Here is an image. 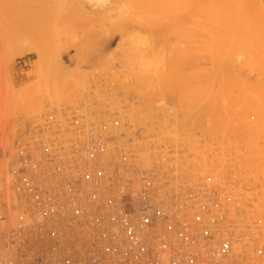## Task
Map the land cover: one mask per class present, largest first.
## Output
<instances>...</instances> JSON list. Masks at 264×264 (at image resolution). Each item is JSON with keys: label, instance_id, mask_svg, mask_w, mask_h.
Returning a JSON list of instances; mask_svg holds the SVG:
<instances>
[{"label": "rangeland", "instance_id": "1", "mask_svg": "<svg viewBox=\"0 0 264 264\" xmlns=\"http://www.w3.org/2000/svg\"><path fill=\"white\" fill-rule=\"evenodd\" d=\"M46 1L48 2V0ZM106 1L104 6L98 7L99 10L102 9V12L105 11H103V7L108 5L110 0ZM121 4L123 3L112 5L113 10L102 19L95 17L80 25H73V27L63 26L56 38L59 55H49L37 60L33 49L38 44L34 42L33 38L35 37L32 36L33 32L39 28L32 27V30L36 29L33 32L30 30L32 36L29 34L30 32L27 33L29 39L32 37V41L27 40L24 33H22L23 38L17 40L21 31L8 30L7 22L6 28L4 27L3 23L7 20L5 19L7 12L0 9V12L4 13L5 11L6 13H4L6 15L4 18L0 13V20L5 19L0 21V23L2 22L0 24V165L3 164L2 167L0 166V249L4 235L15 225L18 215L15 190L13 189L14 181L9 171L10 164L15 159L17 146L33 139L37 131L47 124L59 123L62 127L73 128V120L77 119L84 124L98 125L103 122L109 127L108 125L112 121L117 120L119 121L118 127L110 126L109 128V131H113L117 136H114L113 139L117 142L122 140V136H119L118 133L125 134V139L123 138L122 141H127V138H130L129 145L135 146L137 160L142 166H153V162L163 155L168 159L170 169L176 170V174H180V172L184 174V177L178 178L184 186L201 185L218 190L222 196L229 195L231 197L229 215L233 213V216L230 215V217L235 223L237 222L236 230L238 231L236 232H239L238 242L240 244L237 243L239 246L241 245L240 249L238 244L235 246L236 250L240 252H237L239 254L237 259L246 258L241 261L242 264H264V72L261 68L263 63L260 65L258 62L260 60L254 59L258 63H256L257 65L253 64V60L251 61L250 58L252 54L256 57L261 51L264 54V48L258 52L257 45L258 47L262 45L260 46L256 40V43H253L254 46L247 45L251 42L249 40L246 45L244 44L248 36L252 34L250 32L253 27L250 26L252 30L247 32L250 34L246 35V41L245 37L241 39V41H245L242 42L243 47L239 46L240 43L234 44L239 47L240 52L234 51L232 53V56L236 54L234 57L230 55L229 59L232 60V63L226 58L231 63L232 68L229 66V69L231 68L233 73L239 74L243 79L236 75L237 81L229 82L233 84L234 88H230L231 86L226 80L231 79L227 77L234 78L235 76L222 74L223 80L227 83L219 80V84L224 86V83L226 86L224 88L218 85L217 78L215 79L213 76L211 79L206 77V74H204L205 77L198 76L203 71L201 67L204 63H206L205 66H210L208 62L211 59L206 55H203L204 58H202V53L206 49L203 50L201 46L202 50L198 51V56L200 54L202 56L198 59L200 61L195 63L197 66L194 64L195 68H188L189 66L187 67V62H185L188 60V52H182L183 45L180 44L185 41L184 38L180 42L181 37L171 35L165 39L160 38V40L156 35L149 37L148 31L140 32L141 28L136 30L133 20L139 19V17L134 16L132 5L125 6L124 3L122 6ZM87 9L89 12L88 5ZM107 9H110V6ZM10 13L9 11L8 14ZM94 14L96 13L91 12V16ZM87 16L90 15L87 14ZM215 25L217 24L215 23ZM202 26L204 27L205 24ZM29 29L25 30V33ZM223 30L226 29L223 28ZM227 30L229 29L227 28ZM255 30L258 33L256 28ZM256 31H252L254 35ZM205 32L206 30L202 28V31H199V37L206 35ZM38 33L36 32V34ZM244 33L243 31L242 35L246 34ZM139 34L143 36L141 37ZM254 35L252 36L255 39ZM11 36L15 38L13 40L19 42L14 43ZM216 36L214 37L216 38ZM252 36L250 37L252 38ZM258 36L256 38H259ZM190 37L188 36L189 39ZM201 37V40L206 38L205 36ZM214 37L213 41H215ZM134 38L139 39V42ZM3 39L4 41H2ZM217 39L227 49L233 46L230 41L226 42L223 38L221 40L220 35L217 36L216 41ZM210 40L211 44H219V41L215 44L216 41L213 42L209 38ZM229 40L231 39L229 38ZM205 41L207 40L205 39ZM232 41L234 43L235 40ZM203 42L201 41L200 44L204 45L205 42ZM228 42L230 48L227 46ZM134 43L137 46H134ZM49 44L47 43L48 46L45 45L44 48L47 47L51 50L54 44ZM189 44L193 46L194 43ZM41 45L43 47V43ZM207 45L210 48L207 53H210L212 46ZM214 45V48L212 47L214 53L218 51H215V47L219 51L225 52V48L222 49L220 44V47ZM30 46L31 50H29ZM246 46L250 47L247 50L250 53L243 49ZM153 55L157 59L160 58V61L154 60L155 68L158 64L157 72H155V68L153 71ZM208 58L210 60L207 62ZM201 59L206 62L201 63L203 62ZM215 59L218 60L219 57H215ZM259 59H261L260 56ZM162 63H164V67L161 66ZM225 63L227 62L224 61ZM214 67L212 66L213 69ZM250 67L251 72L253 68L261 69L259 73L255 69L257 73H254L253 70L248 74L250 71L248 72L247 69ZM236 69H238L237 72H234ZM205 70L203 73H206ZM221 70L216 76L222 78L220 74L224 71L223 68ZM211 72L213 73V71ZM231 72L229 70L227 74ZM240 72H243L242 75ZM225 78L227 79L225 80ZM156 80L157 82H155ZM162 80L165 82H168L166 80L174 81L175 86L167 84L166 87V83ZM160 86L164 89L161 87L163 90H160ZM145 101L149 103H147L148 106ZM138 152H144L143 156L142 154L137 156ZM185 177H189V181ZM257 210L262 211L260 213L262 216L258 214ZM245 250L249 252L246 254L241 252Z\"/></svg>", "mask_w": 264, "mask_h": 264}, {"label": "built area", "instance_id": "2", "mask_svg": "<svg viewBox=\"0 0 264 264\" xmlns=\"http://www.w3.org/2000/svg\"><path fill=\"white\" fill-rule=\"evenodd\" d=\"M109 127L76 119L72 138L71 128L47 124L17 146L9 171L18 215L2 239L0 264L246 260L232 255L238 226L228 217L229 195L184 186V174L163 155L142 166L130 138L119 134L117 142Z\"/></svg>", "mask_w": 264, "mask_h": 264}, {"label": "bare ground", "instance_id": "3", "mask_svg": "<svg viewBox=\"0 0 264 264\" xmlns=\"http://www.w3.org/2000/svg\"><path fill=\"white\" fill-rule=\"evenodd\" d=\"M37 2L36 4H35V2ZM44 1H46V0H0V9H2V11L3 10H6V12H7V14L5 13V11H4V13L7 15V17H6V15H4V13H2V11L0 12L2 15V17L4 18V16L6 17L5 19H7V20H5V23H3L4 24V27H5V24H6V22H7V24H6V27H8L9 26V29L8 30H10V29H14L15 31H21V34L19 33H17L19 36L17 37L18 39L17 40H20L19 38H23V35L27 38V40L29 39V34L32 36V33L31 32H33V30L35 31L36 29H38L37 31H35V32H33V36L32 37H35V38H33L34 39V42L36 43V44H38L36 47H34L33 46V44H32V47H34V52H35V55H36V60L38 59V58H42V57H47V56H49V55H59L58 54V43H56L57 41H56V38H57V34L59 33V30L60 29H62V27L64 26V27H73V25H80V24H82V23H84V22H88L90 19H92V18H95V17H100L101 19L103 18V17H106V15L109 13V12H111L113 9H112V5H119L120 3H125L124 5L126 6V5H132V10H133V13H134V16L135 15H137L138 17H139V19H137L136 18V20H133L134 21V26H136L135 28H136V30L139 28H141L140 29V32H144V31H148V33H149V37H151V36H154V35H156V37H158L159 39L161 38H167V37H169V36H171V35H174V36H178V38L179 37H181V39H180V42L181 41H183L182 40V38H184V40L185 41H183V42H181L180 44H182L183 46H182V48H181V51L182 52H184V53H187L188 54V57H187V59L188 60H186L185 62H187L186 63V66L188 67V68H190V69H193V68H195V66H194V64L196 63V62H198V61H200V60H198L199 59V57L201 56V54H200V56H198V51H199V49L200 50H205L204 51V53H202V56L203 55H206L207 57H209L210 59H211V61L210 62H208V60H210L209 58L207 59V62L210 64V66L208 65V67L207 66H205V64L206 63H204V61H203V59H201L203 62H201V63H204L203 64V66H202V64L199 62V64H201V69L203 68V71H202V73L204 72V69H206L205 70V72L206 73H200L198 76H203V77H208L209 79H211L212 77L211 76H213L215 79L217 78V80H216V82L218 81V85H220L219 84V80H223L224 78H223V76H222V74H225L226 76H228V75H231V76H235L234 78L232 77H227V78H230L231 80H229L228 81V79L227 78H225V80L228 82V84H230L229 82H231V83H234L235 81H237L236 79V75H237V73L235 74V73H233V70L231 69L232 67H231V59H229L230 58V55L232 56V53H234V51H237V53H238V51H239V47L237 46H235L234 44H238V43H240L239 44V46L240 47H243L244 46V44L246 45V43H248V40L249 41H251V42H249V44H247V45H249L250 47H251V45H253L254 46V44L257 42V43H259L260 44V46L261 47H258V45H257V50H258V52L259 51H261V50H263V48H264V0H110L108 3L110 4H108V5H106L105 7H103V11L104 12H102L101 10H99L98 9V7H102V6H104L105 5V1L106 0H48V2L46 3V2H44ZM50 1V2H49ZM107 2V1H106ZM46 3V4H45ZM45 4V5H44ZM123 4H121L122 6H123ZM88 5V8H90V10H89V12H87L88 11V9L86 10V6ZM108 6H110V9H107V7ZM134 7V8H133ZM107 9V10H106ZM120 9V8H119ZM9 11L11 12L10 14H8L9 13ZM91 12H95L96 14H94V15H92L91 16ZM87 14H89L90 16H87ZM133 16V17H134ZM1 18V17H0ZM121 18V17H120ZM135 18V17H134ZM104 19H106V18H104ZM123 19V18H122ZM1 20H3V19H1ZM0 20V21H1ZM3 20V21H4ZM124 20V19H123ZM210 22V23H209ZM215 23L217 24V25H215ZM0 24H2V22L0 23ZM205 24V26L203 27L202 25H204ZM208 24V25H207ZM201 25V26H200ZM23 26V27H22ZM25 26H27L26 27V29H24V27ZM31 28H30V27ZM207 26V27H206ZM211 26V27H210ZM216 26V27H215ZM220 28H219V27ZM250 26H252L253 27V30L251 29L252 27H250ZM5 27V28H6ZM32 27H36V29H33L32 30ZM199 27H201V28H199ZM215 27V28H214ZM222 27V28H221ZM258 30V33H257V31L255 30V28ZM4 28V29H5ZM19 28H20V30H19ZM23 28V29H22ZM30 28V29H29ZM199 28V29H198ZM202 28L204 29V30H206V32H205V34L207 35H214V36H221V40H222V38L227 42V41H230V43H231V46L233 47V49H232V47L230 46V43L228 42L227 44V46H229V48L230 49H227L226 47H223V43H221L220 42V40L219 39H217V41H219V44L222 46L221 48L222 49H224L225 50V52H223V51H219V49L217 48V47H215L216 49H215V51H217V52H215L214 53V49H212V47H213V45L214 44H211L210 42H211V40L209 41V38H211L212 39V41H213V37L211 36H206V35H203V36H205L206 38H202L201 36V38H202V40L200 39V37H199V31H202ZM212 28L214 29L213 31H212ZM223 28L224 29H226V30H223ZM227 28L229 29V30H227ZM235 28H237V29H235ZM250 28V29H249ZM2 29V28H1ZM22 29V30H21ZM27 29H29V31H27L26 33H25V30H27ZM201 29V30H200ZM241 29V30H240ZM30 30H31V32H30ZM207 30H209V31H211V32H209V31H207ZM220 32H219V31ZM249 30H252V31H256L255 32V35L253 34V32L251 31H249ZM17 31V32H18ZM23 31V32H22ZM216 31V32H215ZM229 31V32H228ZM236 31H237V33H236ZM238 31H241L240 33L238 32ZM243 31L246 33H244L245 35H242L243 34ZM7 32V31H6ZM30 32V33H29ZM36 32L38 33V34H36ZM139 32V33H140ZM204 32V31H203ZM210 34H209V33ZM226 32H228V33H226ZM247 32H250V33H252L250 36H252V35H254L255 36V39H254V37L252 36V38L254 39H252L250 36H248L250 33H247ZM12 33H14L13 31H12ZM22 33H24L23 35H22ZM27 33H29V34H27ZM201 33V32H200ZM216 33V34H215ZM225 33H226V35L228 34V37L225 35ZM256 33H257V35H259L258 37L259 38H256L257 37V35H256ZM28 36H27V35ZM143 34V33H142ZM190 34V35H189ZM219 34V35H218ZM248 34V35H247ZM22 35V37H20ZM38 35V37H36ZM137 35H138V33H137ZM140 35V34H139ZM145 36H147L146 34H144ZM248 36V39H247V41H246V38H247V36ZM2 36H3V34H2ZM14 36V35H13ZM15 36H16V34H15ZM14 36V37H15ZM30 36V37H31ZM141 36V35H140ZM139 36V37H140ZM143 36V35H142ZM141 36V37H142ZM188 36H191L190 37V39L188 38ZM217 36H216V38H217ZM223 36V37H222ZM12 37V36H11ZM14 37H12L11 39L13 40V39H15ZM32 37L29 39V41H32ZM224 37H227V38H224ZM244 37H245V43L243 42V41H241V39H244ZM137 38H138V36H137ZM136 38V39H137ZM146 38V37H145ZM189 40H188V39ZM215 38V37H214ZM216 38L214 39L215 41H216ZM229 38L231 39V40H229ZM261 38V39H260ZM9 39V38H8ZM10 39V40H11ZM37 41H36V40ZM39 39V40H38ZM135 39V38H134ZM135 39V41H138L139 39H137L136 40ZM147 39V38H146ZM160 39V40H161ZM163 39V40H164ZM205 39L208 41H205ZM237 39V40H236ZM52 40H53V42H52ZM150 40H151V38H150ZM203 42H205V44L204 45H201L200 43H201V41ZM232 40H235V41H239V42H235L234 41V43H233V41ZM255 40H256V42H255ZM257 40H259L260 42H258ZM2 41H4V39L2 40ZM1 41V42H2ZM13 41H15L14 43H16L17 41L16 40H13ZM38 41H40L39 43H38ZM134 41V42H135ZM142 41H144L143 39H142ZM187 41V42H186ZM215 41H213V42H215ZM215 42V44H217L218 42ZM232 41V42H231ZM19 42V41H18ZM17 42V43H18ZM139 42V41H138ZM203 42V43H204ZM244 44H243V43ZM255 42V43H254ZM43 43V47H42V44ZM47 43H50L49 45H53V47H52V49L50 50L49 48H47V47H45L44 48V46L46 45V46H48L47 45ZM51 43H53V44H51ZM130 43H131V41H130ZM189 43H194V44H192L193 46H191ZM199 43V44H198ZM233 43V44H232ZM254 43V44H253ZM262 43V44H261ZM3 44V43H2ZM29 44V43H28ZM132 44V43H131ZM136 44H138L137 42H136ZM135 43H134V46L136 45ZM200 46V47H196V46H198V45ZM207 44H210V47H211V52L210 53H207V50H208V52L210 51V48H209V46L207 45ZM219 44H217L219 47H220V45ZM236 44V45H237ZM251 44V45H250ZM39 45H41V46H39ZM133 45V44H132ZM149 45V44H148ZM151 45H152V43H151ZM189 45V46H188ZM194 45H196V46H194ZM217 45H214V46H217ZM3 46V45H2ZM137 46V45H136ZM155 46V45H154ZM186 46H187V49H186ZM201 46L203 47L202 49H201ZM204 46H205V48H204ZM256 46V45H255ZM32 47L30 46L29 47V50H31L32 49ZM37 47H39V48H37ZM130 47V46H129ZM140 47V46H139ZM153 47V45L151 46V48ZM209 49H208V48ZM236 47V48H235ZM250 47H248V46H246V48H243V49H245L246 50V52H247V50H248V48H250ZM130 48H132V47H130ZM138 48V47H137ZM214 48V47H213ZM48 49V50H47ZM136 49V48H135ZM237 49V50H236ZM243 49H241V50H243ZM261 49V50H260ZM32 50V51H33ZM138 50V49H137ZM152 50V49H151ZM187 50V51H186ZM189 50V51H188ZM221 50V49H220ZM227 50H228V52H227ZM230 50V51H229ZM142 51V50H141ZM244 51V50H243ZM128 52H129V50H128ZM144 52V51H143ZM197 52V53H196ZM213 52V53H212ZM219 52V53H218ZM240 52V51H239ZM245 52V51H244ZM206 53V54H205ZM218 53V54H217ZM236 53V52H235ZM247 53H250V52H247ZM210 54H212L211 56H212V58H211V56H209ZM214 54V55H213ZM260 54V55H259ZM256 57H255V55L254 54H252V55H254V56H252L251 55V57H250V55H248L250 58H251V61H252V63L253 64H256V63H258V62H260L259 64L261 65L262 63V65H261V68H262V70H263V72H264V61H263V59H264V54H263V51H261V53H259ZM263 54V55H262ZM151 55H152V53H151ZM218 55V56H217ZM134 56V55H133ZM201 56V57H202ZM205 56V57H206ZM234 56H236V54L235 55H233L232 57H234ZM259 56H260V58L261 59H259ZM5 57V56H4ZM135 57V56H134ZM137 57H138V54H137ZM136 57V58H137ZM152 57V56H151ZM153 57H154V55H153ZM200 57V58H201ZM206 57V58H207ZM214 57V58H213ZM215 57L217 58V57H219V59L217 60V59H215ZM222 57V58H221ZM254 57V58H253ZM6 58V57H5ZM202 58H204V56L202 57ZM229 60V62H231V63H229L228 61H227V59ZM253 58V59H252ZM155 59H157V57L155 58L154 57V59H153V63H154V60ZM213 59H215V60H213ZM233 59V58H232ZM257 61V60H260V61H258V62H255V60ZM36 60H34V61H36ZM157 60H159L160 61V58L159 59H157ZM225 62H227V63H225L224 64V61ZM156 61V60H155ZM159 61H157L158 63H159ZM219 61H221V62H219ZM152 62V61H151ZM162 62H164L163 60H162ZM206 62V61H205ZM213 62V63H212ZM219 62V63H218ZM132 63V62H131ZM156 63V62H155ZM155 63L153 64V71L157 68V66H158V64L156 65V68L154 67V65H155ZM228 63H229V65H228ZM164 63H162L161 64V66H163L164 67V65H163ZM198 64V63H197ZM198 64V65H199ZM213 64V65H212ZM222 66H221V65ZM227 64V65H226ZM235 64V63H234ZM128 65V64H127ZM196 65V64H195ZM216 65H218L219 67L221 66V68H218V66H216ZM257 65V64H256ZM160 66V65H159ZM197 66V65H196ZM200 66V65H199ZM212 66H215L216 67V69H215V67H214V69L212 68ZM229 66L231 67L230 69H229ZM259 67V66H258ZM258 67H257V69L256 68H253L252 69V72H253V70L255 71V69L256 70H258V73H259V71H260V69L261 68H259L258 69ZM155 68V69H154ZM197 68V67H196ZM207 68H209V69H207ZM211 68V69H210ZM223 68V71L225 72H223V73H221L220 74V76H222V78L221 77H218V76H216V74H218V72H220L219 70H221ZM158 69V68H157ZM157 69H156V71L155 72H157ZM160 70V69H159ZM213 71V73H214V75H213V73L211 72V71ZM218 70V71H217ZM229 70H230V72H231V70H232V72L230 73V74H227L228 72H229ZM237 70L238 69H236V71H234V72H237ZM200 71V72H201ZM209 71V72H208ZM216 71V72H215ZM222 71V70H221ZM247 71L249 72L248 74H250V73H252L251 72V67L250 68H248L247 69ZM159 72V71H158ZM209 73V74H208ZM241 73V72H240ZM243 73V72H242ZM242 73H241V75H242ZM244 73H246V72H244ZM254 73H257V71H255ZM204 74H206L205 76H204ZM212 74V75H211ZM235 74V75H234ZM247 74V73H246ZM238 76V78L240 77V75L238 74L237 75ZM244 76H246V75H244ZM218 78H221V79H218ZM236 78V79H235ZM240 78H242V77H240ZM245 78V77H244ZM232 79H234V80H232ZM243 79V78H242ZM242 79H240V80H242ZM162 81H164L165 82V80H162ZM162 81H160V82H162ZM166 81H168L169 82V80H166ZM224 81V80H223ZM223 81L221 82L220 81V83H223ZM155 82H157V80L155 81ZM168 82H165L166 83V87H167V84H169L170 86H172V84H173V86H175L174 85V81L172 82L171 80H170V82L168 83ZM225 82V81H224ZM227 82H225V83H227ZM154 83V82H153ZM198 83V82H197ZM199 83H201V84H203L202 82H199ZM158 84V83H157ZM164 84V83H163ZM217 84V83H216ZM116 85V84H115ZM155 85H156V83H155ZM165 85V84H164ZM222 85V84H221ZM220 85V86H221ZM223 85L224 86H221V87H226L225 86V84L223 83ZM227 85V84H226ZM117 86V85H116ZM231 86V87H230ZM230 86H228V87H230V88H232L233 87V84H230ZM124 87V86H123ZM127 87V86H126ZM152 87V86H151ZM155 87V86H154ZM157 87V86H156ZM161 87L162 86H160V90H163L164 89V87H162L163 89H161ZM227 87V88H228ZM118 88V87H117ZM122 88V87H121ZM171 88V87H170ZM234 88V87H233ZM165 89H167V88H165ZM126 90V89H125ZM125 90H123V91H125ZM128 91V90H127ZM42 101V100H41ZM131 101V100H130ZM137 101V100H136ZM144 101V100H143ZM148 101V100H147ZM147 101H145L146 102V104L149 102H147ZM44 102H46V101H44ZM43 102V103H44ZM138 102V101H137ZM41 104H42V102H41ZM129 104V103H128ZM149 104V103H148ZM148 104H147V106H148ZM41 106H43V105H41ZM144 106H146V105H144ZM135 107V106H134ZM41 109V108H40ZM125 109V108H124ZM115 110V109H114ZM42 111H44V110H42ZM131 111V110H130ZM137 113H139V112H137ZM156 113V112H155ZM186 114V113H185ZM189 114H190V112H189ZM39 115V114H38ZM92 116V115H91ZM113 116V115H112ZM117 116V115H116ZM121 117V116H120ZM142 117V116H141ZM149 117V116H148ZM148 117H147V119H148ZM196 117V116H195ZM194 117V118H195ZM84 118H85V116H84ZM195 119H197V118H195ZM123 120V119H122ZM155 120V119H154ZM132 121V120H131ZM133 122V121H132ZM177 124V123H176ZM180 125V124H179ZM185 125V124H184ZM109 126V125H108ZM176 126V125H175ZM187 126V125H186ZM133 127V126H132ZM110 128V127H109ZM179 128V127H178ZM184 128V127H183ZM187 128V127H186ZM72 129V128H71ZM135 129V128H134ZM73 130V129H72ZM66 131V132H68L67 133V135H69V136H71L72 138H73V131ZM111 131H112V129H110ZM128 130V129H127ZM133 130V129H132ZM178 130V129H177ZM180 130V129H179ZM134 131V130H133ZM113 132V131H112ZM114 134V133H113ZM118 134H120V133H118ZM117 137V136H116ZM122 139V138H121ZM125 139V138H124ZM158 143V142H157ZM133 144V143H132ZM175 147V146H174ZM160 149H162V148H160ZM138 151V150H137ZM148 152V151H147ZM137 153V152H136ZM144 153V152H143ZM143 153H140V152H138V154H137V156L139 155V154H142V156H143ZM149 153V152H148ZM166 153V152H165ZM164 153V154H165ZM141 156V155H140ZM154 156V155H153ZM143 158V157H142ZM147 158H148V156H147ZM146 158V159H147ZM150 158V157H149ZM153 158V157H152ZM140 159V158H139ZM143 161V160H142ZM147 161H148V159H147ZM152 161H154V160H152ZM149 162V161H148ZM150 163V162H149ZM2 165L3 164H1L0 166L2 167ZM8 166V165H7ZM177 169H178V167H177ZM196 169V168H195ZM185 170V169H184ZM0 171H1V168H0ZM174 171H176V170H174ZM185 172V171H184ZM187 172V171H186ZM8 174V173H7ZM9 175V174H8ZM7 176V175H6ZM10 176V175H9ZM184 177V176H183ZM187 177V176H186ZM185 177V178H186ZM189 178V177H188ZM188 178H186V179H188ZM205 178V177H204ZM9 179V178H8ZM181 179V178H180ZM185 180V179H184ZM194 180V179H193ZM5 181V180H4ZM185 181H187V180H185ZM188 181H189V179H188ZM199 182V181H198ZM215 182V181H214ZM186 184V183H185ZM192 187V186H191ZM193 187H198V186H193ZM188 188H190V187H188ZM223 188V187H222ZM230 192V191H229ZM263 194V193H262ZM15 195H16V192H15ZM263 196V195H262ZM233 197V196H232ZM236 197V196H235ZM258 199H259V197L258 196H256ZM257 200V199H256ZM17 201V199H16V196H15V202ZM164 201V200H163ZM256 202V201H255ZM17 204V203H16ZM235 204V203H234ZM242 204V203H241ZM245 206V205H244ZM256 206V205H255ZM9 207V206H8ZM249 208V207H248ZM252 208V207H251ZM262 208V207H261ZM243 209V208H242ZM258 209V208H257ZM264 209V208H263ZM263 209H261V210H263ZM255 210V209H254ZM258 212V214H260L261 212H260V210H257ZM251 212H255V211H251ZM238 213V212H237ZM233 214V213H232ZM232 214H230L231 215V217L233 216ZM236 214V213H235ZM250 214V213H249ZM253 214V213H252ZM10 215V214H9ZM230 215H228V217H230ZM248 215V214H247ZM246 215V216H247ZM261 215V214H260ZM259 215V216H260ZM264 215V214H263ZM12 216V215H11ZM262 216V215H261ZM239 217V216H238ZM10 218H12V217H10ZM234 218V217H233ZM248 218V217H247ZM260 218V217H259ZM262 220V219H261ZM258 222V221H257ZM261 222V221H260ZM263 222H264V220H263ZM237 223V222H236ZM236 225V224H235ZM240 226V225H239ZM244 227V226H243ZM238 227H233V231H234V234H235V240H234V242H233V244H232V255H233V257L234 258H236L237 259V256H239V254H237V248L235 247L239 242H238V234H239V232H236V231H238V230H236ZM242 228V227H241ZM264 230V229H263ZM253 231V230H252ZM245 236V235H244ZM243 236V237H244ZM259 237H260V235H259ZM259 237H257V238H259ZM245 238H246V236H245ZM263 238V237H262ZM243 241V240H242ZM238 242V243H237ZM241 242V241H240ZM246 242V241H245ZM244 243V242H243ZM240 244V243H239ZM239 244L237 245V246H239ZM241 246V245H240ZM240 246L238 247L239 249H240ZM246 247V246H245ZM243 248V247H242ZM251 248V247H250ZM249 248V249H250ZM238 249V250H239ZM245 249V248H244ZM1 251V254H0V257L3 255V252H2V250H0ZM246 251V250H245ZM245 251H241V252H245ZM249 252V251H248ZM238 253H240V252H238ZM246 254V253H245ZM252 254V253H251ZM241 257V256H240ZM251 257V256H250ZM242 259V258H241ZM242 264V263H241ZM262 264V263H261Z\"/></svg>", "mask_w": 264, "mask_h": 264}]
</instances>
